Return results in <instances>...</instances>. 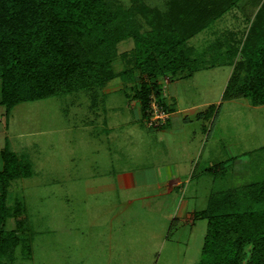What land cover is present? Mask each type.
Wrapping results in <instances>:
<instances>
[{"label": "rangeland", "instance_id": "obj_1", "mask_svg": "<svg viewBox=\"0 0 264 264\" xmlns=\"http://www.w3.org/2000/svg\"><path fill=\"white\" fill-rule=\"evenodd\" d=\"M106 1L132 9L141 31L150 27L133 6L163 12L168 5ZM259 3L239 0L188 40L205 63H228L158 77L162 102L176 114L162 129L147 126L124 93L147 78L136 71L135 81L116 76L103 85L94 109L83 91L20 102L7 122L0 106V149L7 143L32 162L30 176L6 185L3 230L18 238L0 264H196L206 219L189 220L186 212L264 178V104L222 99ZM132 48L131 37L116 44L114 72L131 67ZM187 162L189 180L168 189L166 179H184L174 170ZM124 172L135 175L131 185L119 182Z\"/></svg>", "mask_w": 264, "mask_h": 264}, {"label": "trees", "instance_id": "obj_2", "mask_svg": "<svg viewBox=\"0 0 264 264\" xmlns=\"http://www.w3.org/2000/svg\"><path fill=\"white\" fill-rule=\"evenodd\" d=\"M238 1L168 0L163 12L133 6L150 27L141 31L132 9H114L106 0H0V106L5 122L20 102L78 91L85 92L94 109L103 85L116 76L135 81V71L147 78L137 91L128 86L124 93L139 102L143 119L151 94L168 110L158 77L182 71L189 76L228 63L216 58L205 63L194 55L188 40ZM128 37L133 40L132 65L116 73L111 67L118 56L116 44ZM239 54L222 99L244 97L252 105L264 104V0L256 8ZM0 158L1 257L12 253L18 238L15 230H3L8 215L6 185L30 176L32 162L7 143L0 149ZM196 215L206 219L196 264H264V178L210 195Z\"/></svg>", "mask_w": 264, "mask_h": 264}, {"label": "crops", "instance_id": "obj_3", "mask_svg": "<svg viewBox=\"0 0 264 264\" xmlns=\"http://www.w3.org/2000/svg\"><path fill=\"white\" fill-rule=\"evenodd\" d=\"M102 94V93H101ZM99 100H100V98H99ZM133 102V104H134V106L135 107H137L138 109H139V112H140V119H142L143 120V122H144V119H143V117H142V114H141V110H140V105H139V102L136 100V99H132V98H129V103H132ZM98 104H99V102H98ZM89 106V105H88ZM172 116L169 118V120H167L166 122H165V125L163 126V127H165V126H168L170 123H171V121H172V118L174 117V116H176V114L174 115V114H171ZM186 118H188L187 116H185V118L183 119V120H187ZM163 127H161V129L163 128ZM190 161H191V159H190ZM189 163L190 162H187V164L186 165H181L182 166V168H181V166H179L178 168H176L175 170H174V172L176 173V175H181V176H185L184 177V179H181L180 177H175V178H171L170 177V179H166V185H167V188L168 189H172L173 187H180V186H183V184H184V181L186 182V181H188L189 179H188V177L186 176V173H187V171H188V168H189ZM168 169V168H167ZM168 171H169V169H168ZM172 171V170H171ZM135 177V175L133 174V172H124V173H121L120 175H119V182L122 184V185H131L132 184V178H134ZM182 177V178H183ZM198 211H193V213L192 214H189L188 212H186V215H187V217H188V219L189 220H193V219H196V218H199V217H197V215H196V213H197ZM201 219H203V218H201ZM205 234V233H204Z\"/></svg>", "mask_w": 264, "mask_h": 264}, {"label": "built area", "instance_id": "obj_4", "mask_svg": "<svg viewBox=\"0 0 264 264\" xmlns=\"http://www.w3.org/2000/svg\"><path fill=\"white\" fill-rule=\"evenodd\" d=\"M146 113L144 121L149 127H159L171 117V112L166 110L153 94L149 96V105Z\"/></svg>", "mask_w": 264, "mask_h": 264}]
</instances>
